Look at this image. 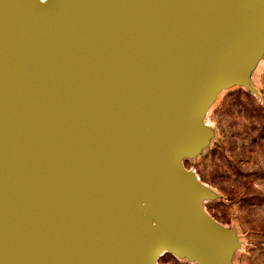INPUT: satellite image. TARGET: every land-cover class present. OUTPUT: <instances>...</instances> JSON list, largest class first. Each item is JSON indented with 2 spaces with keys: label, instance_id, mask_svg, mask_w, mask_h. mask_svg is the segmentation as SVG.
Instances as JSON below:
<instances>
[{
  "label": "water",
  "instance_id": "1",
  "mask_svg": "<svg viewBox=\"0 0 264 264\" xmlns=\"http://www.w3.org/2000/svg\"><path fill=\"white\" fill-rule=\"evenodd\" d=\"M53 1L0 0V264H218L180 156L260 1Z\"/></svg>",
  "mask_w": 264,
  "mask_h": 264
},
{
  "label": "rangeland",
  "instance_id": "2",
  "mask_svg": "<svg viewBox=\"0 0 264 264\" xmlns=\"http://www.w3.org/2000/svg\"><path fill=\"white\" fill-rule=\"evenodd\" d=\"M259 1L230 18L241 35L217 55L212 72L221 78L204 84L180 156L209 225L206 232L222 243L218 264H264V0ZM246 17L255 18L249 23L256 26ZM199 240H193L196 246ZM156 264L198 263L166 248Z\"/></svg>",
  "mask_w": 264,
  "mask_h": 264
},
{
  "label": "bare ground",
  "instance_id": "3",
  "mask_svg": "<svg viewBox=\"0 0 264 264\" xmlns=\"http://www.w3.org/2000/svg\"><path fill=\"white\" fill-rule=\"evenodd\" d=\"M39 3L43 4V5H47V6H50L54 9V11H57L58 9V2L57 1H53V0H38ZM142 217L145 218L153 227H155V220L154 218L152 219H148L146 217V213H145V210L142 211ZM153 217V216H152ZM166 246H162L158 251H157V254L154 258V264H156V258L162 253V251L166 250Z\"/></svg>",
  "mask_w": 264,
  "mask_h": 264
}]
</instances>
